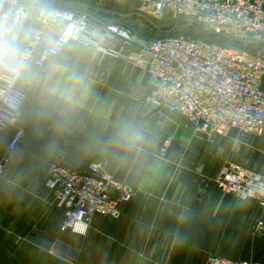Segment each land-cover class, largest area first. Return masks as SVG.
<instances>
[{"label": "crops", "instance_id": "crops-1", "mask_svg": "<svg viewBox=\"0 0 264 264\" xmlns=\"http://www.w3.org/2000/svg\"><path fill=\"white\" fill-rule=\"evenodd\" d=\"M48 2L99 24L120 23L142 42L174 30L168 17L156 18L138 0ZM68 50L91 85L88 127L106 136L134 117L149 142L133 150L85 153L75 147L84 135L79 129L68 137L69 150L52 151L50 138L22 118L18 127L26 139L10 153L16 127L0 125V264H206L212 256L264 264V208L216 185L229 165L264 178V133L231 129L209 143L180 115L159 108L150 113L146 100L153 88L144 68L77 42ZM96 161L107 162L137 193L122 205L119 219L95 216L87 236L63 233L65 208L48 188L49 167L59 162L82 169Z\"/></svg>", "mask_w": 264, "mask_h": 264}, {"label": "built area", "instance_id": "built-area-1", "mask_svg": "<svg viewBox=\"0 0 264 264\" xmlns=\"http://www.w3.org/2000/svg\"><path fill=\"white\" fill-rule=\"evenodd\" d=\"M156 18L168 14L202 26L209 39L169 34L140 41L122 24H99L86 15L53 7L63 26H74L69 42H77L144 68L153 88L147 105L166 109L188 120L209 143L231 129L264 133V0H138ZM180 26H178L179 28ZM204 33V32H203ZM138 48V52L132 51ZM10 122L0 105V125L16 127L8 151L14 153L26 131ZM167 142L166 145H168ZM3 168L0 167V174ZM217 188L264 208V178L236 165L225 167ZM48 188L65 208L60 230L87 236L95 216L119 219L122 205L137 191L108 170L105 161L82 169L63 163L49 167ZM263 230V223L258 224ZM206 264H251L212 256Z\"/></svg>", "mask_w": 264, "mask_h": 264}, {"label": "clouds", "instance_id": "clouds-1", "mask_svg": "<svg viewBox=\"0 0 264 264\" xmlns=\"http://www.w3.org/2000/svg\"><path fill=\"white\" fill-rule=\"evenodd\" d=\"M57 15L48 0H0V105L9 121L31 120L38 134L50 138L52 151L69 150L68 137L79 129L84 135L75 147L85 153L148 143L147 130L134 117L106 136L88 127L91 85L68 50L74 26H63Z\"/></svg>", "mask_w": 264, "mask_h": 264}, {"label": "rangeland", "instance_id": "rangeland-1", "mask_svg": "<svg viewBox=\"0 0 264 264\" xmlns=\"http://www.w3.org/2000/svg\"><path fill=\"white\" fill-rule=\"evenodd\" d=\"M169 18V21L174 24L172 27L174 30L171 34L173 35H186V36H192V37H199L200 33H198V30H201L205 33V30L202 26H196L191 21L178 18L172 14H168L167 16ZM178 26H180L178 28Z\"/></svg>", "mask_w": 264, "mask_h": 264}, {"label": "trees", "instance_id": "trees-1", "mask_svg": "<svg viewBox=\"0 0 264 264\" xmlns=\"http://www.w3.org/2000/svg\"><path fill=\"white\" fill-rule=\"evenodd\" d=\"M198 32H200L202 35H204L206 38H213V36L211 34H207V33H203L202 29L201 30H198Z\"/></svg>", "mask_w": 264, "mask_h": 264}, {"label": "water", "instance_id": "water-1", "mask_svg": "<svg viewBox=\"0 0 264 264\" xmlns=\"http://www.w3.org/2000/svg\"><path fill=\"white\" fill-rule=\"evenodd\" d=\"M154 110H158L156 106H151L150 113L153 112Z\"/></svg>", "mask_w": 264, "mask_h": 264}]
</instances>
